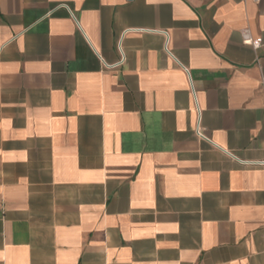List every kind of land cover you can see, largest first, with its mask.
I'll list each match as a JSON object with an SVG mask.
<instances>
[{
    "label": "crops",
    "instance_id": "0c3cea01",
    "mask_svg": "<svg viewBox=\"0 0 264 264\" xmlns=\"http://www.w3.org/2000/svg\"><path fill=\"white\" fill-rule=\"evenodd\" d=\"M235 157L264 159V0H0V264H264Z\"/></svg>",
    "mask_w": 264,
    "mask_h": 264
},
{
    "label": "built area",
    "instance_id": "2783aa9c",
    "mask_svg": "<svg viewBox=\"0 0 264 264\" xmlns=\"http://www.w3.org/2000/svg\"><path fill=\"white\" fill-rule=\"evenodd\" d=\"M243 41L251 44L253 47H258L261 44L260 38H252V37H250V35L247 32L243 33ZM165 49L167 50L166 45H165ZM122 60H123V58L120 59V61H122ZM106 65L108 67H114L115 64L114 65L106 64ZM196 132H197L199 137L208 140V138L205 137L199 130H197ZM235 158L243 165H264V159L263 160H257V161H248V160L239 159L237 157H235Z\"/></svg>",
    "mask_w": 264,
    "mask_h": 264
}]
</instances>
